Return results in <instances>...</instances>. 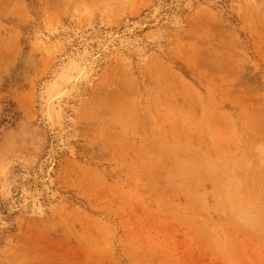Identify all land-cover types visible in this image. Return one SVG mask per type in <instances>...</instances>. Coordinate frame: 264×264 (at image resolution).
Instances as JSON below:
<instances>
[{
	"label": "rangeland",
	"instance_id": "rangeland-1",
	"mask_svg": "<svg viewBox=\"0 0 264 264\" xmlns=\"http://www.w3.org/2000/svg\"><path fill=\"white\" fill-rule=\"evenodd\" d=\"M0 264H264V0H0Z\"/></svg>",
	"mask_w": 264,
	"mask_h": 264
}]
</instances>
